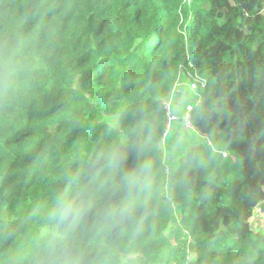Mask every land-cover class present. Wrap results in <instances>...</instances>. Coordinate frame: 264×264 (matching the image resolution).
Segmentation results:
<instances>
[{
  "label": "trees",
  "instance_id": "16d2710c",
  "mask_svg": "<svg viewBox=\"0 0 264 264\" xmlns=\"http://www.w3.org/2000/svg\"><path fill=\"white\" fill-rule=\"evenodd\" d=\"M257 208L264 0H0V264H264Z\"/></svg>",
  "mask_w": 264,
  "mask_h": 264
},
{
  "label": "rangeland",
  "instance_id": "374dc122",
  "mask_svg": "<svg viewBox=\"0 0 264 264\" xmlns=\"http://www.w3.org/2000/svg\"><path fill=\"white\" fill-rule=\"evenodd\" d=\"M181 81H183L181 79ZM195 95L184 88H177L176 97L173 99V113L178 120L172 122L167 133L164 148L165 160L167 166L170 168L176 166L181 157L186 152L204 138H200L194 129H186L182 120V114L185 106L194 101ZM174 134H176L174 136ZM251 226L255 231L264 233V211L261 208L255 210L254 216L250 220Z\"/></svg>",
  "mask_w": 264,
  "mask_h": 264
},
{
  "label": "built area",
  "instance_id": "2783aa9c",
  "mask_svg": "<svg viewBox=\"0 0 264 264\" xmlns=\"http://www.w3.org/2000/svg\"><path fill=\"white\" fill-rule=\"evenodd\" d=\"M186 80H187L186 86L188 87V91L195 95L197 94L198 96V89L200 85L203 83V81L189 74L186 77ZM182 85L183 83L181 82L178 84V87ZM199 102L200 100H198V103ZM163 103L165 104V107L167 109V114H168V126H167V131L165 133L166 135L171 127L172 122L177 119V116L173 113V97H170L169 99H164ZM192 111H193V105L191 103L187 104L183 112L182 120H183V123L186 129L195 130L193 123H192V116H191Z\"/></svg>",
  "mask_w": 264,
  "mask_h": 264
},
{
  "label": "clouds",
  "instance_id": "9594fccd",
  "mask_svg": "<svg viewBox=\"0 0 264 264\" xmlns=\"http://www.w3.org/2000/svg\"><path fill=\"white\" fill-rule=\"evenodd\" d=\"M148 168H149V165L146 163V164L143 166V168L141 169V172H142V173H147Z\"/></svg>",
  "mask_w": 264,
  "mask_h": 264
},
{
  "label": "crops",
  "instance_id": "0c3cea01",
  "mask_svg": "<svg viewBox=\"0 0 264 264\" xmlns=\"http://www.w3.org/2000/svg\"><path fill=\"white\" fill-rule=\"evenodd\" d=\"M176 134H174V136H175Z\"/></svg>",
  "mask_w": 264,
  "mask_h": 264
}]
</instances>
